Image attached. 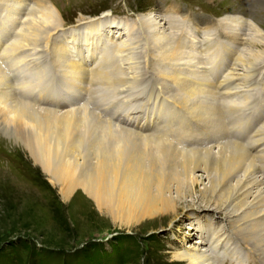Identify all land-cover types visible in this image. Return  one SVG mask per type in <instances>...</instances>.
I'll use <instances>...</instances> for the list:
<instances>
[{"label":"bare ground","instance_id":"obj_1","mask_svg":"<svg viewBox=\"0 0 264 264\" xmlns=\"http://www.w3.org/2000/svg\"><path fill=\"white\" fill-rule=\"evenodd\" d=\"M0 10H3L0 14V131L12 138L40 168L58 188L64 202L81 193L115 223L126 226L142 218L181 216L187 219V214L178 215V207L185 204L196 205L203 214L208 213L206 209H212L224 215V226L220 224L219 230L214 232L201 223L202 219H193V229L200 233L199 246L191 244L185 251H175L174 260L183 264H213L203 242L211 244L219 255L230 250L227 242L231 240V247L244 248L264 262V184L253 162L258 163L259 159L264 167V152L258 151L257 156H253L248 149L229 140L208 147H183L163 132L142 133L136 124L128 127L107 117L108 120H102L99 112L84 103L85 98L83 102L78 100L87 96L88 89L95 101L98 97L102 100L107 93L104 95L101 88L123 89L137 80L139 73L133 60L122 65L125 57L114 62L116 70L120 68L117 74L102 66L96 57L100 48L104 49L102 41L99 46L94 45L93 56L87 63L79 55L81 45H75L78 52L71 51L73 45L79 43L80 27L86 26L89 32L93 29L96 39L99 38L102 28L97 27L95 18L80 16L76 25L63 28L59 11L47 0H0ZM240 13L227 12L220 18L225 20L230 39L234 36L241 47L231 61L235 72H229L235 73V78L228 79L227 92L238 86L236 80L253 72L252 63L264 57L262 24L252 18L246 24ZM17 14L22 17L19 22L22 31H15V19L11 20ZM167 17L171 23L175 21L174 17ZM168 18L163 19L154 12L142 14L136 20L152 30L150 36L161 50V59L169 64L185 48L179 49L182 42L173 38ZM57 31L64 35L58 38ZM238 32L240 34L236 35ZM121 46H111L112 51ZM49 47L56 65L61 66L59 78L54 82L66 79V89L73 94L65 101L63 83L58 86L59 91H51L43 73L38 75L37 71V76L33 73L36 55ZM17 49L19 53L15 54ZM101 59L107 60L103 56ZM239 66L245 68L242 74L236 72ZM158 75L175 84L178 92L174 96L175 105L180 102L193 118L207 124L209 118L215 116L214 98L209 88L179 80L167 70L159 71ZM88 82L91 88L87 89ZM248 83L244 86L245 92L249 90ZM245 92L243 95L236 88L227 95L229 104L244 100ZM261 132L264 133V127ZM196 170L203 172L206 180L202 189H196L198 178L193 175ZM206 234L210 236L208 240L201 237ZM218 241L220 246L215 247Z\"/></svg>","mask_w":264,"mask_h":264},{"label":"rangeland","instance_id":"obj_2","mask_svg":"<svg viewBox=\"0 0 264 264\" xmlns=\"http://www.w3.org/2000/svg\"><path fill=\"white\" fill-rule=\"evenodd\" d=\"M47 1L56 6L62 18L63 26L72 22L68 27H63L66 29H70L71 26L76 25L80 16L91 18L105 8H111L117 12L114 14L116 17L123 14L122 16H124L125 19H132L133 15H131V13L134 14L137 11L139 12L136 13L135 20L142 14L154 12L156 14L158 13L163 19L168 18L167 16L174 17L175 21L172 23L168 18V24L170 22L169 30L173 29V38H175V33L177 37L179 32L177 28L181 18L184 16L182 11L190 14H194L196 11L191 3H185L183 0L173 1V12H166L171 6H169L168 3L164 4L166 0ZM195 1H198L201 4L199 7L205 10L197 8V11H201L204 14L207 11L211 14L226 10L222 14L223 16L227 12H242L244 9L247 11L251 9L252 14H254L252 19L257 21L258 24H262L261 26L264 29V6L258 7V9L257 6L244 8L241 7V3L239 4V0ZM262 2L264 3L263 0ZM259 4L260 6L262 5V3ZM254 8L257 10L255 11ZM222 16H220L219 19ZM80 20L82 21L83 19ZM91 20H94V18ZM129 29L131 33L126 38H121L122 36L120 35L113 36L114 40H112L109 47V54L104 53L102 56L106 57L108 60V70L113 74H117L118 69H120L117 68L116 70L114 62L118 63L122 57H125L122 64L124 66L129 59L131 63V60H133L137 65L136 68L139 77H136L137 80H133L130 84H127V81H125L127 87L123 88L124 91L121 88L107 89V87L105 88L103 85L104 88H101L103 94L105 95L107 93L104 99L108 100L109 93L107 90L111 92V96H113L114 99L104 103H97L98 107L105 105L104 111L101 110L99 116L102 120L108 117L113 121H132L138 123L153 122L161 124L174 123V121H176L175 119L179 118L178 115L168 118L167 115L161 117L158 114V112L163 113L159 109L168 111L169 107H174L179 111L184 110L183 107H177L174 103L176 102L174 96L178 93L176 88L171 86H166L164 88V86L160 84L159 77L154 76L155 72L156 74H158L159 71L166 72V60L161 59L148 66L143 62L146 57L145 52L151 54L150 51H146L147 47L151 48L153 45L151 49H153L154 52L159 48L154 42L153 36H150L152 30H148V28L144 26L143 31H141L139 23L135 22L133 19L130 22ZM18 30L22 31L20 27ZM59 31H57V33H59ZM85 31L87 32V30ZM145 31L149 35H147ZM240 33L238 32L236 35ZM243 34L247 36V31H244ZM86 38L88 42L92 40L91 37L89 39L88 37ZM235 39L236 38L233 36L232 42H235L233 48L234 50H238L239 48L240 52V42L238 39ZM240 41L242 44L244 43L243 38ZM88 42H86L85 45H90ZM117 43H122V47L112 51L111 46H115ZM119 45L120 44H117L116 46ZM189 51L192 50L190 48H185L183 53L191 55L193 52ZM156 53H160L159 55H161L160 48ZM42 54L43 52L41 51L39 54L40 57L36 55L37 62L35 61L32 64V66H34L32 67L34 74L39 72L38 75L42 73L44 75L45 65L48 63L56 65L57 63L55 59H53V55L48 57L47 62H43ZM48 55V52L45 51V56ZM58 57L60 56L56 58ZM179 62H182V60L180 59ZM257 62L251 64L254 69L259 67L257 64L255 65ZM170 63L167 64L171 65ZM231 64L233 65L232 62ZM112 65H114V67H112ZM263 65L264 62L260 66ZM176 66L182 67L180 64ZM244 69L243 67L241 69V66H239L236 72L242 74ZM252 73L251 71V74ZM58 78L59 74L55 79ZM246 78L247 76L236 80L238 84L236 88L239 89L243 95L245 92L244 86H246L247 83ZM262 78L264 81V74ZM167 82H165V84ZM150 84L153 86H161V91L157 92L156 99L148 97L145 94V89ZM255 84L256 83H248L250 86L247 88L249 90L245 92V99H248L247 94L250 90L252 91L251 86ZM262 84L264 86V83ZM139 88L141 91H139ZM170 88H172V90ZM113 89H115V91ZM227 100L228 103H231L229 98H227ZM161 102H168L169 105H164ZM216 108L217 104L214 106L215 116L217 117L219 113ZM116 114L119 115V117H117ZM212 118H214V116ZM166 132L171 134V130L169 129H166ZM211 145L205 146L208 147ZM201 147L204 146H200V148ZM258 151L264 152V150ZM258 162H260V169L264 170L259 159ZM193 175L198 178L196 189H202L204 185H206L203 172L196 170ZM80 194L81 193L72 198L71 201L64 202L58 188L51 184L40 168L35 166V163H33L30 157L22 151L12 138L0 131V264H183L175 261L172 255L175 251H185L191 244L199 246L197 245L199 240H195L193 238L194 234H192L193 232L195 233V228L193 229V219H202L201 223H204L207 227H211L210 229L214 232L219 230V226L220 224L222 225L224 219V215L212 209H206L208 213L203 214L196 205L186 206L185 204L178 207L180 209V214L178 215L187 214V219L181 216L173 218L158 217L155 219L142 218L138 222L126 226L115 223L109 215L98 210L92 202L87 201L86 198H83ZM196 229L198 230V227H196ZM209 234L201 237L208 240V238H210ZM240 249L244 250L243 252L246 251L244 248L240 247ZM246 254L250 256L248 252ZM246 254L242 257L240 252L242 260L245 258L250 259V257H246ZM253 254L254 253H252V261L250 264H264L257 255ZM226 264L229 263L227 262Z\"/></svg>","mask_w":264,"mask_h":264}]
</instances>
